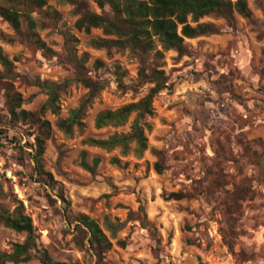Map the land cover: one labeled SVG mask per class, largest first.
Wrapping results in <instances>:
<instances>
[{
  "label": "rangeland",
  "instance_id": "obj_1",
  "mask_svg": "<svg viewBox=\"0 0 264 264\" xmlns=\"http://www.w3.org/2000/svg\"><path fill=\"white\" fill-rule=\"evenodd\" d=\"M246 1L250 18L232 0L231 18L200 20L214 33L186 39L184 55L164 52L158 63L169 88L145 119L149 149L142 157L134 144L123 156L89 140L131 131L135 114L120 127L98 129L95 120L148 94L153 84H140L138 73L158 65L154 52L143 59L130 49L93 45L115 38L76 27L83 10L103 13L95 0H48L22 10L18 30L0 17V48L12 61L11 68L0 63V207L24 205L39 247L56 264H264V0ZM79 77L103 88L88 100ZM37 81L61 86L59 114L43 110L49 96ZM83 105V126L67 135L59 122ZM44 121L50 136L37 163ZM83 154L89 164L100 159L95 173L81 166ZM82 215L108 236L106 221L117 225L103 254L90 247ZM25 239L1 225L0 254Z\"/></svg>",
  "mask_w": 264,
  "mask_h": 264
},
{
  "label": "trees",
  "instance_id": "obj_2",
  "mask_svg": "<svg viewBox=\"0 0 264 264\" xmlns=\"http://www.w3.org/2000/svg\"><path fill=\"white\" fill-rule=\"evenodd\" d=\"M59 2L76 3L77 0H57ZM103 10L101 15L89 10H83L80 18L76 22L79 30L89 33L93 28H102L106 35L115 38L94 39L93 45L101 48L130 49L143 59L154 52L153 60L158 63L164 58V52L175 50L179 55L186 54V39H194L207 34H212L215 29L212 25L201 23L200 20L210 15H221L231 18L232 0H95ZM48 0H0V17L9 22L16 30L21 27L22 10L41 9L46 6ZM109 12H106V7ZM236 11L245 18L252 16L246 0H235ZM194 23L195 25H192ZM42 47L46 45L41 43ZM158 45L161 50H158ZM0 63L6 68H11L12 61L4 54L0 48ZM145 63V61H143ZM101 66V61H97ZM161 63L152 68L143 67L138 75L140 84L151 83L153 87L148 94L138 102L129 103L116 110H104L100 112L95 120L98 129L114 126L120 127L127 124L133 114L135 118L131 125V131L127 134L116 133L106 139H90L93 146L106 150L120 148L121 154L126 156L130 152L131 144H134L133 152L137 157H142L149 149L148 138L145 134V119L155 113L154 99L163 90L169 88L167 78L162 69ZM90 91L89 98L95 97L98 89L103 85L93 82L87 78L79 77ZM39 87L47 90L48 100L43 105V110H51L54 114L60 112V85L48 82L37 81ZM120 86H125L120 81ZM18 103L17 106H19ZM84 105L71 111L69 118L61 120L59 127L67 135L72 134L74 126H83ZM23 114H26L23 112ZM13 115L19 116L14 110ZM41 135L37 137L38 146L35 158L37 163L44 152V144L50 136V124L44 121L41 124ZM2 144L0 143V147ZM112 163L118 164L119 159L113 158ZM100 164L99 158H94L92 164L86 159V154L82 155L81 166L91 173H95ZM158 173L163 172V166L155 165ZM41 174L46 175L49 182L55 180L51 173H45L41 169ZM173 199H181V193H172ZM63 198V196H62ZM63 200H65L63 198ZM81 224L87 229L90 237L88 239L90 247L97 253L103 254L112 247L111 238L115 237L116 224L106 221L105 229L110 231L108 236L100 224L86 215L80 217ZM4 225L17 232L24 233L26 239L23 243L14 245L12 252L0 254V264H22L38 257L40 264H56L47 249L40 248L37 243L36 229L32 218L25 213L24 205L20 203L13 212L0 207V226Z\"/></svg>",
  "mask_w": 264,
  "mask_h": 264
}]
</instances>
